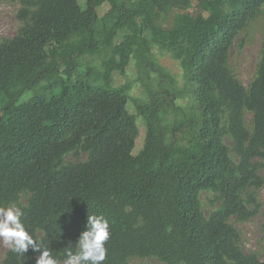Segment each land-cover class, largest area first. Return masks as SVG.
I'll return each mask as SVG.
<instances>
[{
  "label": "trees",
  "instance_id": "trees-1",
  "mask_svg": "<svg viewBox=\"0 0 264 264\" xmlns=\"http://www.w3.org/2000/svg\"><path fill=\"white\" fill-rule=\"evenodd\" d=\"M9 1L21 4L24 26L0 41V207L26 194L22 219L59 263L88 216L103 215L111 231L103 264H264L230 224L261 213L264 231V204L252 197L249 209L242 197L264 182V41L248 89L229 62L239 34L264 17V0ZM172 10L171 27L158 24ZM154 47L180 62L196 105L170 130L168 90L147 86L144 99L132 98L113 81L136 58L174 82ZM139 116L146 136L135 154ZM80 151L86 161L64 163ZM202 191L222 200L209 217ZM38 255L9 249L2 264H36Z\"/></svg>",
  "mask_w": 264,
  "mask_h": 264
},
{
  "label": "rangeland",
  "instance_id": "rangeland-1",
  "mask_svg": "<svg viewBox=\"0 0 264 264\" xmlns=\"http://www.w3.org/2000/svg\"><path fill=\"white\" fill-rule=\"evenodd\" d=\"M20 8L21 4L19 2L0 0V41L4 38L14 37L19 32L20 28L24 26V22L18 17ZM109 9L110 5L106 2L100 7L99 14L104 16ZM189 10L193 12V9L190 8ZM174 12L175 11L172 10L168 15L161 16L158 19V24L164 28H170L173 22ZM263 41L264 17L252 23L246 31L241 32L236 43L231 48L230 65L235 71L238 79L247 89L257 76L259 63L262 57ZM242 43L243 46H240ZM153 53L158 63L173 76L174 82H171L169 78L157 72L151 65L139 63L136 58L132 59L125 74L115 72L113 74V81L115 86L127 85L129 87V94L132 98L144 99L146 97L147 86H151L153 89L159 91L168 90L170 92L167 97L168 112L164 117V124L170 130L173 129L177 123L182 121L188 113L193 110L196 111L193 90L178 60L174 59L170 53L157 47H154ZM84 62L98 64V61L89 55H85ZM41 80L40 85L47 83L46 79ZM31 93L32 91H29L27 97L30 96ZM2 103L3 101L0 100V107ZM128 108L131 113L137 115V108L131 100L128 103ZM251 119L252 115L246 114L248 125H251ZM138 126L139 137L136 143L135 154L143 147L146 136V124L141 116L138 117ZM177 136H180L179 132H177ZM225 143L230 148L232 147V140L229 137H225ZM232 156L236 159L234 153H232ZM87 158L88 154L84 151L78 153L71 152L65 156L64 163L84 162ZM259 176L264 179V168L259 170ZM242 197L246 201L249 209L254 207L252 203H249L252 197L264 204V182L257 191H255L254 186L247 187L242 192ZM200 200L202 211L207 217H209L213 211L218 210L222 204V200L218 198V194L213 191H202ZM27 203L28 196L22 194L19 201L12 205H16L21 209L23 206H26ZM262 222L263 218L261 213L245 221H241L237 216H233L230 219V224L241 233V248L243 251L246 253H258L260 259L264 262V231L262 229ZM9 249L8 246L0 242V264L4 261ZM129 261L130 264H164L155 257H132ZM59 264H64V262Z\"/></svg>",
  "mask_w": 264,
  "mask_h": 264
},
{
  "label": "clouds",
  "instance_id": "clouds-1",
  "mask_svg": "<svg viewBox=\"0 0 264 264\" xmlns=\"http://www.w3.org/2000/svg\"><path fill=\"white\" fill-rule=\"evenodd\" d=\"M22 216L21 209L16 205L0 207V242L21 256L31 248L39 253L36 264H59L53 252L26 227ZM110 235L109 221L103 215H89L87 227L75 247L65 251L64 264H103L108 255L106 242Z\"/></svg>",
  "mask_w": 264,
  "mask_h": 264
}]
</instances>
